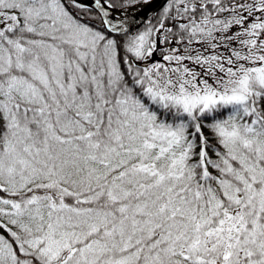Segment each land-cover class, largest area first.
Wrapping results in <instances>:
<instances>
[{"label": "snow or ice", "instance_id": "6c2138e0", "mask_svg": "<svg viewBox=\"0 0 264 264\" xmlns=\"http://www.w3.org/2000/svg\"><path fill=\"white\" fill-rule=\"evenodd\" d=\"M0 264H264V0H0Z\"/></svg>", "mask_w": 264, "mask_h": 264}]
</instances>
